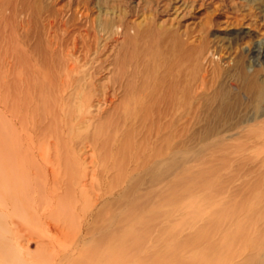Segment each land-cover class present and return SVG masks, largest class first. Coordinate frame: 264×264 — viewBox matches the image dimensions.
<instances>
[{"label":"bare ground","instance_id":"6f19581e","mask_svg":"<svg viewBox=\"0 0 264 264\" xmlns=\"http://www.w3.org/2000/svg\"><path fill=\"white\" fill-rule=\"evenodd\" d=\"M126 12L0 0V264H32L4 225L29 222V208L50 241L107 245L75 264H157L182 247L191 257L175 264L219 252L217 264H264V59L223 70L206 56L203 68L169 28L171 56L150 68L141 52L165 30ZM187 182L218 208L193 209L173 232L174 191ZM221 195L245 196V213ZM222 206L232 212L218 223Z\"/></svg>","mask_w":264,"mask_h":264},{"label":"rangeland","instance_id":"374dc122","mask_svg":"<svg viewBox=\"0 0 264 264\" xmlns=\"http://www.w3.org/2000/svg\"><path fill=\"white\" fill-rule=\"evenodd\" d=\"M80 1L81 0H41V10H43L44 13L47 8L65 9V7L70 8L87 4L93 9L95 12L94 14H96L112 6L116 7L120 3L121 7L128 10V12H126L128 19L135 18V21L140 23L141 26L151 24L155 31L165 30V32L169 28L178 29L181 39L188 45L192 57L197 55V60L201 62L203 68L210 69L209 67H211V65L204 62L206 61L204 60L206 56L212 59L214 64L216 63V65L223 70L225 68H233V65L239 58H244L250 65L252 64V66L258 68L264 59V51L260 55H258L256 51L259 43H263L264 45V0ZM78 3L79 5H77ZM165 32L160 42L158 40L160 39V35L157 33H155L153 38L150 37V40L147 41V43L149 42V46L143 50L144 52H141L142 60L145 65L149 64L150 68L158 65L159 62L164 64L166 59L171 56L169 54L171 44L166 36L168 32ZM140 43L143 45L142 47H144V41L142 39ZM112 53L113 51L110 52V54ZM14 160L18 164L21 162L18 153H16ZM18 172L19 174L23 172L21 166ZM198 182L199 181H197V183ZM193 184L196 186V193H194L195 189L191 188ZM182 185L178 187L180 190L178 188L175 189L173 195L174 200L170 207L173 209V221L170 227L173 232L187 225L189 213L193 209L203 214L214 208H218L214 204L209 203L210 199L205 197V191L203 192L200 186L198 187L195 182H187ZM217 198L227 200V204L231 202V206H234L237 212L245 213V196L238 195L229 198L225 195H221ZM259 198L258 194L249 196L247 205H250L249 202H258ZM262 207L264 208V201L262 202ZM179 208H182V210H178ZM27 211L28 213L25 214L29 222H22L20 226L14 227L13 223L9 220L10 218L7 217L4 221V225L9 230V233L5 234L12 238V243L16 246L20 255L32 264H75L72 262V258L77 256L89 258L90 260L88 261L90 262L94 261L97 256L107 248L105 244L93 245L89 243V246H86L83 251L77 252L80 245H72L70 241L64 244L50 241L53 237L52 231L41 226V223L33 220L34 218L31 217V215L34 210L32 208H29ZM216 211V222L220 223L225 220L227 216H231L232 208L222 206ZM258 218L259 221H264V213H259ZM19 229H21L19 236H16L17 230ZM76 229L78 228H74V230ZM212 235L214 236L213 233H210L211 237ZM41 237L43 238L41 239ZM237 245L240 244L237 243ZM71 246V250H76L75 255H67L68 257L66 255L63 256L65 253L64 249H68ZM223 246L225 251L234 248L233 243H227ZM162 248H164V246ZM183 248L184 247L181 249L177 248L170 256L160 259L157 264H175L173 260L174 255H187L188 258L191 257V253H187ZM197 248H199V245H197ZM240 258L238 257V260ZM222 259H226V255L219 252V254L217 253L212 257V261L209 263L217 264ZM143 264H151V261Z\"/></svg>","mask_w":264,"mask_h":264}]
</instances>
